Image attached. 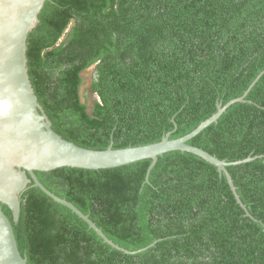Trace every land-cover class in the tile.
Returning <instances> with one entry per match:
<instances>
[{
	"label": "trees",
	"instance_id": "1",
	"mask_svg": "<svg viewBox=\"0 0 264 264\" xmlns=\"http://www.w3.org/2000/svg\"><path fill=\"white\" fill-rule=\"evenodd\" d=\"M25 59L52 131L88 150L183 137L246 94L188 141L231 164L245 209L224 173L188 152L149 173V159L35 172L122 250L30 183L17 221L0 203L27 264H264V0H46Z\"/></svg>",
	"mask_w": 264,
	"mask_h": 264
},
{
	"label": "water",
	"instance_id": "2",
	"mask_svg": "<svg viewBox=\"0 0 264 264\" xmlns=\"http://www.w3.org/2000/svg\"><path fill=\"white\" fill-rule=\"evenodd\" d=\"M45 1L0 0V203L9 207L14 221H17L19 214L18 196L32 183L33 187L76 214L104 243L122 250L106 238L88 215L47 190L35 172H49L63 167L101 170L149 159V173L159 156L172 151L188 152L214 165L219 174L224 173L236 202L245 209L226 170L231 164L189 145L188 141L216 123L227 107L243 102L246 94L224 106L218 103L216 113L191 133L177 139H170L171 134L168 133L161 141L145 146L113 149L110 145L104 151L88 150L62 140L52 131L50 121L41 112L33 95L25 59L26 37L35 26ZM250 160L247 158L243 162ZM0 264H27L26 258L18 250L12 225L1 207Z\"/></svg>",
	"mask_w": 264,
	"mask_h": 264
},
{
	"label": "rangeland",
	"instance_id": "3",
	"mask_svg": "<svg viewBox=\"0 0 264 264\" xmlns=\"http://www.w3.org/2000/svg\"><path fill=\"white\" fill-rule=\"evenodd\" d=\"M82 77H83V84H82V87L80 89L81 97L87 99L89 105L91 106L92 100L96 98L95 95H92L89 92V85H90L92 78L94 77L93 68L91 67V68L87 69L86 71H84L82 73Z\"/></svg>",
	"mask_w": 264,
	"mask_h": 264
},
{
	"label": "clouds",
	"instance_id": "4",
	"mask_svg": "<svg viewBox=\"0 0 264 264\" xmlns=\"http://www.w3.org/2000/svg\"><path fill=\"white\" fill-rule=\"evenodd\" d=\"M93 69H94V67H92ZM94 71V70H93ZM96 97V96H95ZM95 99H97V97L95 98Z\"/></svg>",
	"mask_w": 264,
	"mask_h": 264
},
{
	"label": "flooded vegetation",
	"instance_id": "5",
	"mask_svg": "<svg viewBox=\"0 0 264 264\" xmlns=\"http://www.w3.org/2000/svg\"><path fill=\"white\" fill-rule=\"evenodd\" d=\"M18 199H19V196H18Z\"/></svg>",
	"mask_w": 264,
	"mask_h": 264
}]
</instances>
